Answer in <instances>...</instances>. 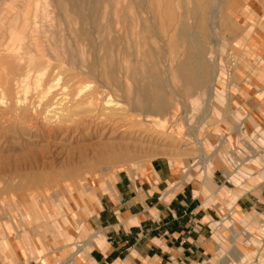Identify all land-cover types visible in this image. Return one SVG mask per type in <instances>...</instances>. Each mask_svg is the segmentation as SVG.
<instances>
[{"label":"rangeland","instance_id":"1","mask_svg":"<svg viewBox=\"0 0 264 264\" xmlns=\"http://www.w3.org/2000/svg\"><path fill=\"white\" fill-rule=\"evenodd\" d=\"M6 1L0 0V25L16 24L27 15V22L33 27L45 26L46 36L39 46L58 49L63 45V39L58 35L62 29L57 23L45 25L48 24L45 17L51 12L49 5L53 0H18L16 4L9 0L14 3V8ZM137 1L140 6L133 23L144 21L151 36V47H160L162 52L159 68L168 101L163 115L127 109V113L118 116L112 125L104 124L97 132L87 126L81 133L64 138L61 133H56L57 123L54 122L23 131L30 123L14 121L13 108L9 107L7 100L2 104L0 92V264H63L77 249L78 240L89 237L81 216L82 206L86 207L84 212L91 213L89 200L94 197L98 201L103 193L109 192L107 188H111L121 170H138L156 158L175 161L185 168L198 161L197 167L200 168L202 163L209 173L218 168L231 174V180L235 179L237 183L238 177L242 179L245 176L243 172H250L249 167L264 165V158L242 163L246 158L238 152L237 157L230 156L228 145H221L219 141L222 134L235 128L238 117L230 113L221 117L229 109V100L222 95L234 92L239 81L234 72L251 54L246 40L238 38L240 29L249 25L245 22L256 16L247 15L244 9L248 4L262 9L264 0H200V11L195 8L193 0H169L166 6L167 2L163 0L160 8H156L154 27L149 26L146 18V0ZM112 3L113 0L107 2L105 8ZM27 8L32 12L27 14ZM107 10L110 14L111 8ZM3 15L10 18L4 20ZM58 16L62 19V15ZM61 23L65 26L66 19ZM111 25L123 29L121 22L113 20ZM8 42V35L0 31V82L10 77L7 60L23 65L29 58L28 54L7 51L5 44ZM196 45L202 47L199 59ZM34 47L36 45H31L32 49ZM77 47L82 49L80 45ZM49 53L45 51L43 57L50 59ZM183 62L185 67L181 70ZM56 64L65 68L62 61ZM201 66L205 68L204 84L199 81ZM220 91L223 94L217 96ZM87 108L77 111L83 113ZM77 121L78 118L74 117L67 126H75ZM197 140L203 143L205 153H211L210 161L200 157L204 152L199 141L197 145ZM257 149H264V142H260ZM208 176L211 177L210 174ZM201 188L204 195L210 194L204 186ZM230 192L223 189L218 195ZM69 193L78 200L79 206ZM229 200L228 208L233 212V218L227 232L222 233L223 238L215 240L221 248L216 251L213 261L215 264H255L257 249L264 244V239L263 242L258 240L264 229L258 228L257 232L254 227L246 228L247 231L253 230L251 234L255 239L252 236L245 239L242 226L249 215L238 217L232 210L236 199L230 197ZM263 215L257 216L263 219ZM61 231L70 233V237H61ZM233 233H238L235 241L231 236ZM83 257L88 263V259ZM83 257L67 264H83ZM258 264H264V255Z\"/></svg>","mask_w":264,"mask_h":264},{"label":"crops","instance_id":"2","mask_svg":"<svg viewBox=\"0 0 264 264\" xmlns=\"http://www.w3.org/2000/svg\"><path fill=\"white\" fill-rule=\"evenodd\" d=\"M257 6L248 4L244 9L247 15L256 17L246 21L249 25L239 31L238 39L246 40L251 54L234 72L239 79L234 92L217 93L229 100V109L221 117L228 113L238 116L235 128L222 134L219 141L228 145L230 156L237 157L238 152L246 158L242 163L264 158V149H257L264 142V7ZM198 141L204 152L203 156L199 152L200 157L210 161L211 153H205L203 143ZM197 162L185 168L175 161L156 158L138 170L119 171L111 188H107L109 192L98 201L94 197L89 200L91 213L84 212L86 207L82 206L89 237L78 240L77 249L63 264L83 255L88 259L87 263L83 257V264H215V253L221 248L215 240L223 238L233 218L228 208L230 197L236 199L232 210L237 216L249 215L242 226L243 237L255 239L253 230L246 228L264 229V218L257 216L264 214V165L249 167L250 172H243L245 176L238 177L236 183L231 174L218 168L209 173L202 163L197 167ZM202 186L209 195H204ZM223 189L231 190L226 194L229 198L218 195ZM69 196L79 206L78 200ZM60 235L70 237L62 231ZM261 235L258 240L263 242L264 232ZM231 236L235 241L238 233ZM257 251L255 264L264 255L263 243Z\"/></svg>","mask_w":264,"mask_h":264},{"label":"bare ground","instance_id":"3","mask_svg":"<svg viewBox=\"0 0 264 264\" xmlns=\"http://www.w3.org/2000/svg\"><path fill=\"white\" fill-rule=\"evenodd\" d=\"M17 1L12 0L15 4ZM109 1L53 0L49 5L51 12L45 17L48 24L45 25L52 26L54 22L62 29L58 35L63 39V45L58 49L38 45L46 36L45 26L33 27L27 22V15L16 24L0 25L2 34L6 33L10 39L5 44L8 46L6 50L29 55L28 62L25 61L23 65L7 60L10 77L0 82L1 102L9 101L14 121L26 120L30 123L23 131L54 122L57 123L56 133L67 138L81 133L87 126L97 132L104 124L112 125L118 116L127 113V109L130 112L154 115H163L166 111L168 101L159 68L161 48L151 47V36L144 21L133 23L140 4L137 0H113L112 6L105 8ZM162 1H145L150 27L155 26L156 8H160ZM6 2L14 8V3L9 0ZM165 2V6L170 3L169 0ZM193 2L200 11V0ZM109 8L110 14L107 10ZM31 12L27 8L26 13ZM58 15H62V19ZM9 18V15H3L4 20ZM64 19L65 26L61 23ZM113 20L121 22L123 29L113 27ZM31 45L36 47L32 49ZM77 45L82 46V49H78ZM196 48L199 59V55L202 57V47L196 45ZM47 50L50 59L43 57ZM58 61H62L65 68L56 64ZM184 67L183 62L181 70ZM199 71L200 84H204L205 68L201 66ZM165 75L172 84L168 73ZM85 107L88 108L83 113L77 111ZM74 117L78 118L75 126H67Z\"/></svg>","mask_w":264,"mask_h":264}]
</instances>
